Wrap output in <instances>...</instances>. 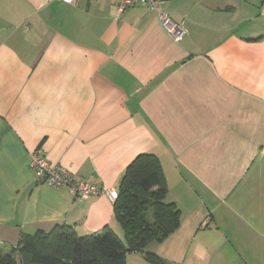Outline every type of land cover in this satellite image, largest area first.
<instances>
[{"label": "crops", "instance_id": "obj_1", "mask_svg": "<svg viewBox=\"0 0 264 264\" xmlns=\"http://www.w3.org/2000/svg\"><path fill=\"white\" fill-rule=\"evenodd\" d=\"M160 1L179 42L145 5L0 0L3 251L62 225L123 235L107 192L151 152L180 215L146 250L163 264H264V0ZM38 148L105 192L38 183Z\"/></svg>", "mask_w": 264, "mask_h": 264}, {"label": "trees", "instance_id": "obj_2", "mask_svg": "<svg viewBox=\"0 0 264 264\" xmlns=\"http://www.w3.org/2000/svg\"><path fill=\"white\" fill-rule=\"evenodd\" d=\"M166 193L157 156L151 152L138 154L127 165L113 203L123 239L109 227L78 235L71 226H55L49 232L22 235L8 252L0 249V264H126L129 252H139L149 262L163 264L146 247L163 240L179 224V210L165 201Z\"/></svg>", "mask_w": 264, "mask_h": 264}, {"label": "built area", "instance_id": "obj_3", "mask_svg": "<svg viewBox=\"0 0 264 264\" xmlns=\"http://www.w3.org/2000/svg\"><path fill=\"white\" fill-rule=\"evenodd\" d=\"M71 3L75 0H61ZM116 6L117 13L126 8L136 5L147 6L157 16L161 27L174 42L181 41L185 30L180 23L173 21L170 15L161 9L160 0H112ZM29 168L36 181L53 188L69 187L78 199H87L97 193L105 192L96 185L75 178L68 170L58 165H52L42 154L41 149L34 150L29 157ZM111 198L116 196L107 192Z\"/></svg>", "mask_w": 264, "mask_h": 264}, {"label": "rangeland", "instance_id": "obj_4", "mask_svg": "<svg viewBox=\"0 0 264 264\" xmlns=\"http://www.w3.org/2000/svg\"><path fill=\"white\" fill-rule=\"evenodd\" d=\"M123 235H122V233H120V237H122ZM122 239V238H121Z\"/></svg>", "mask_w": 264, "mask_h": 264}]
</instances>
